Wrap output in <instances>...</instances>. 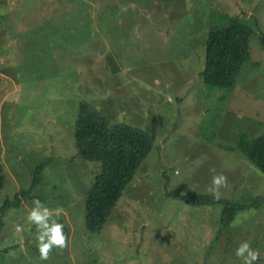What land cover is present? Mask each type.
Segmentation results:
<instances>
[{
  "label": "rangeland",
  "instance_id": "rangeland-1",
  "mask_svg": "<svg viewBox=\"0 0 264 264\" xmlns=\"http://www.w3.org/2000/svg\"><path fill=\"white\" fill-rule=\"evenodd\" d=\"M235 21L252 31L249 58L233 89H210L208 28ZM263 36L264 0H0V264H243L244 241L264 264V175L239 147L264 136ZM83 102L153 140L97 233L86 201L102 166L74 138ZM217 173L228 177L219 200L245 208L227 225L224 206L179 199L213 198ZM33 199L68 237L47 261L27 221Z\"/></svg>",
  "mask_w": 264,
  "mask_h": 264
},
{
  "label": "trees",
  "instance_id": "trees-1",
  "mask_svg": "<svg viewBox=\"0 0 264 264\" xmlns=\"http://www.w3.org/2000/svg\"><path fill=\"white\" fill-rule=\"evenodd\" d=\"M252 35L249 27L236 21L226 27L208 28L204 41V70L200 75L206 87L221 90L235 87L236 78L249 58ZM262 38L264 41V36ZM74 138L78 154L86 162L102 166V174L95 179L86 201L87 229L97 233L103 229L113 209L133 182L139 167L152 150L153 140L140 129L110 123L84 102L79 107ZM239 147L246 159L264 175V136L249 144H239ZM42 173V168H39L34 174L36 180L30 192L38 188ZM179 199L192 207H210L217 203L224 206V225L233 222L236 213L245 209L228 201L195 194ZM14 201L15 206H18L20 198L16 196ZM9 207L11 204L5 202L2 213Z\"/></svg>",
  "mask_w": 264,
  "mask_h": 264
},
{
  "label": "clouds",
  "instance_id": "clouds-1",
  "mask_svg": "<svg viewBox=\"0 0 264 264\" xmlns=\"http://www.w3.org/2000/svg\"><path fill=\"white\" fill-rule=\"evenodd\" d=\"M227 187L228 177L223 173H217L212 176L206 191L214 199L219 200L221 189ZM32 205L27 214V221L36 228L40 260L47 261L53 249L63 250L68 246V237L65 235L64 225L53 218V210L46 207L39 199H33ZM60 211V209L55 210L56 216H59ZM235 255L243 259V264H256L260 254L258 250L252 248L248 241H244L237 246Z\"/></svg>",
  "mask_w": 264,
  "mask_h": 264
}]
</instances>
